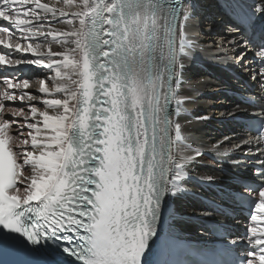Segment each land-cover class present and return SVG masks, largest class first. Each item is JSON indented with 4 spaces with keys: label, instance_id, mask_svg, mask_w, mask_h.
<instances>
[{
    "label": "snow or ice",
    "instance_id": "6c2138e0",
    "mask_svg": "<svg viewBox=\"0 0 264 264\" xmlns=\"http://www.w3.org/2000/svg\"><path fill=\"white\" fill-rule=\"evenodd\" d=\"M236 2L217 0L226 13ZM192 11L174 0H0V228L32 246L26 264H62L61 252L78 264H158L145 259L148 242L171 230L178 215L171 202L193 191L190 177L207 193H195L207 204L199 216L218 238L202 264H264V97L241 96L220 112L260 122L254 142L241 137L245 156L258 157L260 187L246 194L248 185L238 183L242 160L230 159L235 171L224 176L197 173L207 151L232 150L193 147L185 135L192 120L181 113L201 93L188 88L237 91L187 78L197 47L186 36ZM238 22L252 30L254 21ZM228 31L229 47L241 50L238 67L264 89V46L253 50L239 28ZM22 65L44 75L20 78ZM248 204L247 222L234 233L226 225L239 224ZM16 242L0 234V264ZM42 242L56 247L41 253ZM173 246L169 238L161 252Z\"/></svg>",
    "mask_w": 264,
    "mask_h": 264
},
{
    "label": "bare ground",
    "instance_id": "6f19581e",
    "mask_svg": "<svg viewBox=\"0 0 264 264\" xmlns=\"http://www.w3.org/2000/svg\"><path fill=\"white\" fill-rule=\"evenodd\" d=\"M202 1L204 3L206 1L205 5L208 4V6H205ZM237 2L249 10L252 18L255 16L253 13H255L254 10L257 5L264 7V0H237ZM237 2L232 6L231 13H228L229 16L220 8L217 0H185L183 2V4L190 3L192 5V14L196 16V18H193L188 23L186 29L188 39L197 44L194 50L195 55H190V64L187 72V78L192 80L193 85L203 84L204 81L202 77H207L217 82L218 85L226 86L227 88L228 83H231V81L237 88L243 89L245 87L244 81L249 77V74L245 69L238 67L239 60L236 58L238 56H236L235 53L237 54L240 49L229 47L232 41L228 38L234 35V33L229 32L228 27H224H234V23L231 21L230 17L233 15L236 16L238 13ZM199 8L207 11L210 10V13H218V15H204V12H200ZM258 16L264 18V13ZM213 34L217 35L216 39L211 36ZM239 36L242 42L246 43L252 49V44L257 45V42H253L252 37H248L245 34H242L243 37L241 35ZM259 36L264 37V28L259 32ZM214 43H217V45H214ZM241 47H243V45H241ZM248 55L250 54H247L246 57ZM246 60L254 62V59L250 60L247 58ZM218 65H226L228 70L233 73V76H229V79ZM200 67L204 68L206 71H203ZM208 72L211 73V76L208 75ZM43 75L44 72L42 75L35 72V77L31 81L35 82ZM249 80L251 83H255L250 77ZM188 91L190 93H195L197 91L201 93L195 98V102L188 104L185 111L181 113L182 117L192 120L191 124L185 125V127L188 128V132H186L185 135L193 142V147H201V150L205 151L206 146L217 145L220 146L221 151H224L225 148L232 150L229 156L223 157H217L214 152L209 150L206 153L210 154L217 162L213 163L204 156L202 159L205 160V163L203 165H196L195 171L197 173L219 176V169L225 168V162H231L230 159L235 160V156L245 155V152L242 150L244 149L243 147H241V149L237 148L238 143L241 146L243 145L240 134H238L235 128L225 125L229 120L220 117V112L230 109L233 104L225 102L221 98V94L216 92L213 87H189ZM204 115H207L210 119L203 122L195 119ZM222 121H226V123ZM226 137L228 138L227 140H225ZM216 164H218L219 167H217ZM186 183L190 188L192 187L187 181ZM183 198L184 195L180 194L171 202L178 214L177 218L189 213V210L182 203Z\"/></svg>",
    "mask_w": 264,
    "mask_h": 264
},
{
    "label": "rangeland",
    "instance_id": "374dc122",
    "mask_svg": "<svg viewBox=\"0 0 264 264\" xmlns=\"http://www.w3.org/2000/svg\"><path fill=\"white\" fill-rule=\"evenodd\" d=\"M189 1V0H188ZM191 1V0H190ZM202 3H204L203 1H202ZM206 4V1H205V3H204V5ZM205 6H208V4L207 5H205ZM205 6H203V7H205ZM213 9V8H212ZM199 10H200V12H204V15H208V14H215L216 16L218 15V13H210V10L209 11H207V10H205V9H202V8H199ZM208 12V13H207ZM212 40V39H211ZM214 42V41H213ZM214 45H217V43L215 44L214 43ZM240 51V50H239ZM238 51V52H239ZM237 52V54L235 53V55L237 56V55H239V53ZM238 60H239V57H236ZM247 58H249V57H247ZM246 58V59H247ZM42 77V76H41ZM212 95V94H211ZM17 104H19L20 102H16Z\"/></svg>",
    "mask_w": 264,
    "mask_h": 264
}]
</instances>
